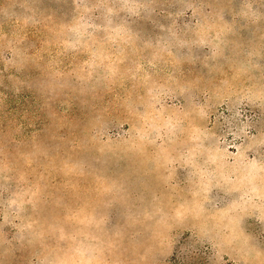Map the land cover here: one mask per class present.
I'll return each mask as SVG.
<instances>
[{
  "label": "rangeland",
  "instance_id": "1",
  "mask_svg": "<svg viewBox=\"0 0 264 264\" xmlns=\"http://www.w3.org/2000/svg\"><path fill=\"white\" fill-rule=\"evenodd\" d=\"M0 264H264V0H0Z\"/></svg>",
  "mask_w": 264,
  "mask_h": 264
}]
</instances>
